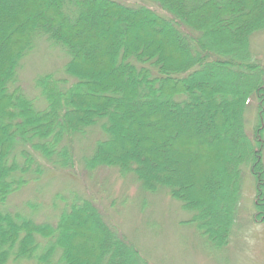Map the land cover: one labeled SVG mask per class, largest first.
<instances>
[{"label":"trees","instance_id":"obj_1","mask_svg":"<svg viewBox=\"0 0 264 264\" xmlns=\"http://www.w3.org/2000/svg\"><path fill=\"white\" fill-rule=\"evenodd\" d=\"M140 1L153 7L0 0V264H155L108 220L98 197L73 188L40 198L47 185L36 187L51 173L79 167L116 168L144 195L166 193L215 250L230 244L248 167L254 220L264 222V65L251 59L264 0ZM41 43L69 58L61 77H39L31 94L19 69ZM39 90L44 109L32 99L39 102ZM253 96L258 118L249 134ZM28 185L46 219L28 216L30 198L10 209Z\"/></svg>","mask_w":264,"mask_h":264},{"label":"rangeland","instance_id":"obj_2","mask_svg":"<svg viewBox=\"0 0 264 264\" xmlns=\"http://www.w3.org/2000/svg\"><path fill=\"white\" fill-rule=\"evenodd\" d=\"M124 2L152 6L151 3L140 0ZM68 58L66 51L61 47L52 46L50 43L38 45L23 60L19 69L20 79L29 93L34 94L36 91L31 83L35 84L39 77L48 73L61 77L65 72ZM251 59L264 65V31L252 37ZM31 94H28L30 98ZM40 96L39 102L34 97L32 99L39 109H44L47 103L41 93ZM246 117L247 132L252 134L258 118L255 96L249 102ZM95 140L94 132L84 136L87 154L92 153ZM56 174L57 172L51 173L50 178H46V183L37 185L38 192L47 185L45 189L47 195L40 196L41 199L48 203L51 196L61 191L70 192L73 188L84 191L91 198L98 197L105 216L109 215L108 220L136 242L145 256L152 259L155 264H264V222L254 220L256 186L248 167H244L239 217L230 244L224 250L213 249L212 243L200 232L196 223L184 222L192 214L185 211L179 201L164 192H150L144 195L132 174L121 178L116 168H101L89 174L83 167H79L77 174L64 172L60 177H56ZM33 189V186L24 188L13 199L10 209H21L26 198H30L25 203L32 210L27 209L30 215H26L37 218L38 221L41 219L40 216L46 219L50 212L44 207L43 200L35 198L36 193ZM17 201L21 202L20 206L16 205ZM44 243L43 241L42 244ZM9 264L37 263L34 260L23 259Z\"/></svg>","mask_w":264,"mask_h":264}]
</instances>
